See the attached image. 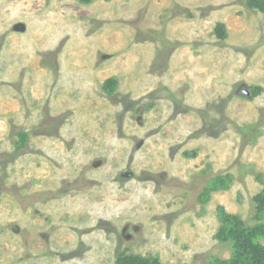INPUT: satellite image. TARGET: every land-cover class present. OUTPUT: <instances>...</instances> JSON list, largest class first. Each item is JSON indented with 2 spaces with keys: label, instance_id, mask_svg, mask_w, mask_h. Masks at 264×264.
<instances>
[{
  "label": "rangeland",
  "instance_id": "1",
  "mask_svg": "<svg viewBox=\"0 0 264 264\" xmlns=\"http://www.w3.org/2000/svg\"><path fill=\"white\" fill-rule=\"evenodd\" d=\"M263 190L259 10L0 0V264L227 259L219 208L264 224Z\"/></svg>",
  "mask_w": 264,
  "mask_h": 264
},
{
  "label": "trees",
  "instance_id": "2",
  "mask_svg": "<svg viewBox=\"0 0 264 264\" xmlns=\"http://www.w3.org/2000/svg\"><path fill=\"white\" fill-rule=\"evenodd\" d=\"M87 3L90 0H79ZM249 8L257 9L264 15V0H244ZM216 32L224 36V25L217 24ZM114 78H108L104 81V89L110 93L115 84ZM251 93H256L261 90V87H256L255 90L250 88ZM20 143L17 148L23 146L26 141V134H20ZM226 179L217 177L210 179L209 188L216 189L223 187ZM255 202L256 212L259 215L264 214V190L257 193L253 197ZM219 227L216 231L215 237L222 242H227L230 246L231 254L227 259L213 258L209 264H264V246H261L257 241V237L264 238V224H257L256 226L247 224L238 216L231 214H224L219 208ZM116 264H157L156 260H147L141 256L123 255L119 256Z\"/></svg>",
  "mask_w": 264,
  "mask_h": 264
}]
</instances>
